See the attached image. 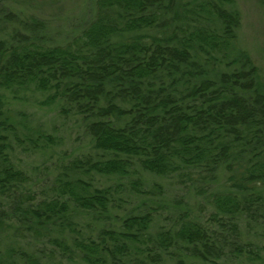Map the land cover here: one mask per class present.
Here are the masks:
<instances>
[{
  "label": "trees",
  "instance_id": "obj_1",
  "mask_svg": "<svg viewBox=\"0 0 264 264\" xmlns=\"http://www.w3.org/2000/svg\"><path fill=\"white\" fill-rule=\"evenodd\" d=\"M94 3L64 42L0 0V230L51 246H9L0 263L44 264L47 250L83 264L264 262V80L237 46L234 0ZM28 96L79 119L91 150L39 184L15 151L59 141L14 108ZM169 188L180 199L163 200Z\"/></svg>",
  "mask_w": 264,
  "mask_h": 264
},
{
  "label": "rangeland",
  "instance_id": "obj_2",
  "mask_svg": "<svg viewBox=\"0 0 264 264\" xmlns=\"http://www.w3.org/2000/svg\"><path fill=\"white\" fill-rule=\"evenodd\" d=\"M96 0H9L15 10H21L25 15H34L46 22L49 36L57 41H67L71 33L78 31L92 16ZM234 9L240 15V26L237 30V46L248 53L259 67L264 80V0H234ZM42 99V98H39ZM15 109H23L29 116L31 126L42 128L58 139L52 150L27 152L16 149L14 161L39 184L50 172L52 162L62 156H77L89 153L88 139L83 133L79 119L72 117L59 118L51 107L40 106L38 99L28 96L14 104ZM100 184H111L108 179H99ZM173 197L180 199L181 194L176 188H169L163 200ZM255 228L250 231V239H255ZM254 236V237H253ZM9 246L23 248L29 252L51 246H45L31 237H14L7 229L0 230V257ZM47 250V251H48ZM47 251L44 264H83L79 261H67L59 256L52 257ZM1 264V263H0ZM256 264H264L259 260Z\"/></svg>",
  "mask_w": 264,
  "mask_h": 264
}]
</instances>
